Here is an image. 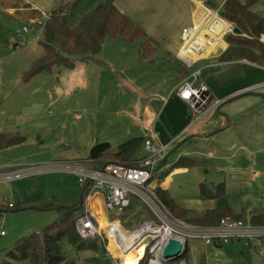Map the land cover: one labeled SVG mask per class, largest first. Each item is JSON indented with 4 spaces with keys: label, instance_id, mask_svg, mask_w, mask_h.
<instances>
[{
    "label": "rangeland",
    "instance_id": "374dc122",
    "mask_svg": "<svg viewBox=\"0 0 264 264\" xmlns=\"http://www.w3.org/2000/svg\"><path fill=\"white\" fill-rule=\"evenodd\" d=\"M88 1H81L82 10L97 5ZM115 1L156 41L152 56L155 61L141 58L138 41L127 43L119 37L107 36L98 56L101 61L77 59L72 67L53 66L49 73H42L30 82L21 79L14 87L12 82L7 87V99L14 121L8 122L15 128L20 125L31 138L21 146L0 151V165L18 160L44 166L39 171L46 176L44 196L72 203L79 197L81 184L75 173L63 166L80 163L76 159L83 160L80 157L86 156L88 147L100 140L118 143L131 133L142 136L141 121L136 116L145 117L150 99L159 104L176 80L179 63L188 74L201 67L198 80L204 79L215 90L220 110L215 107L213 111L215 116L221 115L222 121L214 122L215 127L206 139L178 141L168 147L165 166L159 171L168 170L169 174L172 170L168 168L181 155L195 158L197 164L171 175L167 187L170 194L182 205L193 207L196 211L192 212H200L208 200L199 197V182L223 181L232 208L247 209L246 218H249L251 211L264 206V65L245 60L220 62L218 54L227 43L199 62L182 64L176 56L182 41L173 31L183 20L180 13L173 15L166 5L154 13L152 10L157 9L159 0ZM189 2L191 11L197 10L194 0ZM250 9L264 16V0L255 1ZM24 24L22 19L0 10V55H9V60L21 65L43 53L42 44L30 32L16 35V29ZM260 39L264 40V35ZM16 41L20 42L19 46L14 45ZM182 77L186 75L183 73ZM222 112L228 117L225 128ZM144 153L141 148L137 154ZM105 159L114 162L111 155H106ZM158 175L156 173V177ZM11 200L8 186L0 184V202ZM145 215L146 212H141L137 218L128 215L130 224L125 226L140 222ZM56 216V209L46 206L4 211L0 215V228L5 229L7 235L0 240V258L19 237L39 231ZM95 241L100 248L98 251H76L68 242H64L63 247L67 255L75 259V264H119L117 255L110 253V250L115 252L112 241L101 237ZM251 242L252 245L246 246L244 240L225 238L220 245H215L189 237L184 259L187 264H264V238H253ZM20 264L31 263L24 260Z\"/></svg>",
    "mask_w": 264,
    "mask_h": 264
},
{
    "label": "trees",
    "instance_id": "16d2710c",
    "mask_svg": "<svg viewBox=\"0 0 264 264\" xmlns=\"http://www.w3.org/2000/svg\"><path fill=\"white\" fill-rule=\"evenodd\" d=\"M82 0H66L56 2L51 10V16L43 23V29L39 33V42L43 46V53L34 58L31 65L24 70L22 78L27 80L39 72H50L53 66H74L77 59L93 61L99 59L105 37H119L122 41L130 43L138 41V51L143 58L153 56L156 49V41L132 18L124 13L114 0H102L89 10H82ZM221 3L220 14L237 26L240 31H228L224 35L227 43L219 54V60L230 62L246 59L257 64L264 65V16L250 9V5L257 0H215ZM19 46L20 42H14ZM151 60V59H150ZM183 70V67H182ZM183 73L186 72L183 70ZM188 74V73H186ZM26 137L19 132L1 131L0 149L21 143ZM144 137L133 136L117 145L114 152H108L111 143L101 141L93 144L88 157L95 161V167H102L111 162L105 159L111 155L114 162L132 164L140 158L138 152ZM187 140V139H186ZM143 156V155H142ZM197 160L187 155L179 156L171 164L170 170L179 166H192ZM163 160L159 162V165ZM159 172L156 177L155 190L163 203L170 211L185 220L198 224H215L223 217L233 219H247L244 208L234 210L226 197V188L223 181L206 182L198 184L200 198H213L216 205L202 212H192L180 206L159 183L168 174ZM87 192V184L81 185L79 197L74 202L64 199L46 207L55 208L57 216L45 224L39 231H33L19 237L11 246L5 249L4 257L0 258V264H20L27 260L31 264H75V259L67 255L63 247L68 242L76 251L92 249L98 251L95 238L83 239L75 228V219L83 210L84 197ZM28 207L44 208L31 201L19 200L12 206L8 203L0 204V215L9 209H21ZM133 210L132 213H130ZM141 212L147 209L137 199H133L125 214L130 218H137ZM252 222L264 223V206L255 208L249 214ZM124 225H129V219H123ZM186 255V254H185Z\"/></svg>",
    "mask_w": 264,
    "mask_h": 264
},
{
    "label": "built area",
    "instance_id": "2783aa9c",
    "mask_svg": "<svg viewBox=\"0 0 264 264\" xmlns=\"http://www.w3.org/2000/svg\"><path fill=\"white\" fill-rule=\"evenodd\" d=\"M194 2L199 14L191 25L181 29L182 42L176 52L179 61L186 65L216 52L225 41L224 35L233 29V23L219 12L221 3L218 5L215 2V6H211L206 0ZM51 13V10L47 11L36 20V34L42 31L44 21ZM30 30L31 24L25 23L15 33L20 36ZM200 71V68H196L189 73L179 83L176 92L197 114L195 118L220 103L218 99L212 98L207 85L198 80ZM145 128L149 130L148 126ZM148 130L143 140L146 153L132 164L109 162L102 167L87 168L63 166L74 170L81 185L87 184L83 210L75 219V228L81 238L112 240L116 252L110 250V253L117 255L119 264H124L121 254L127 251L136 257L134 264H187L184 257L189 237H197L205 244L215 245L225 238L241 239L246 245L253 238H264V223L252 222L249 218L223 217L215 224H198L174 215L155 190L157 167L166 156L168 143H155ZM5 175L0 171V179ZM134 198L145 206L148 214L140 222L127 227L123 219H127L125 211ZM8 204L12 206L14 202ZM100 211L103 217H100ZM6 232L0 228V240ZM171 238L178 240L180 247L165 255L164 248Z\"/></svg>",
    "mask_w": 264,
    "mask_h": 264
},
{
    "label": "crops",
    "instance_id": "0c3cea01",
    "mask_svg": "<svg viewBox=\"0 0 264 264\" xmlns=\"http://www.w3.org/2000/svg\"><path fill=\"white\" fill-rule=\"evenodd\" d=\"M58 1H66V0H0V10L2 9L5 12H7L8 14H11L14 17H17L18 19H22L24 23L31 24V30L29 31L31 33V31L35 27L36 20L40 19L43 16V13L52 10L56 6V2H58ZM88 2H94L93 4H99L101 1L90 0ZM114 2L124 13L126 12V11H124V7L121 4H119V2L117 3L115 0H114ZM166 2H168V5L164 4ZM163 5L169 6V9L171 10L169 12H172L173 15L177 16V14L180 13L183 16L182 22H179V24L176 25L177 27H175L173 29V31L176 32L177 37L179 36L181 38V28H183L184 26H187V25H191L196 20V17L198 16L199 12L197 10L191 11V6H190L189 0L187 2H182V3L179 2V0H159L157 3V9H153L152 11L154 13L160 12V11H158V9L163 8ZM176 34H174V36ZM31 36H32V33H31ZM39 36H40L39 33H37V34L35 33V36H33V37L36 38L37 41H39ZM180 45H181V43L178 45L177 50L179 49ZM225 45H226V42H223L222 46H225ZM138 53H139V51H138ZM214 53H216V52H212L209 55L214 54ZM219 54H218V57H219ZM209 55H206V56H209ZM206 56H204V57H206ZM8 57H10V56L6 55V54L0 55V132L1 131L19 132L22 135H24L26 137V139H25V141H23L21 143L2 148V149H0V151H3L5 149H10V148L17 146V145L21 146L22 144H25L31 138L30 135H28V132L25 131L24 128H21L20 125H17V127L15 128L9 123L10 119L14 121V117H13V115L10 111L9 105H8L7 87L10 86L12 84V82L14 83V85H13V87H14L15 85H18L17 82L19 83L21 79L23 81L30 82L32 79H34L35 77H37L38 75H40L42 73H49V72H39V73L32 75L29 79L25 80L22 78L23 72H24V70H26L31 65L32 60L36 57H31L29 59L30 63H27L26 65L14 63L11 60H9ZM204 57L196 59V61L194 63L199 62ZM141 58H143V57L141 56ZM143 59L146 61H150V62L155 61V58H152V57L143 58ZM97 60H100V59H97ZM97 60H93V61H97ZM239 60H245V61L251 62V61L246 60V59H239ZM83 61L90 62V61H86V60H83ZM220 62H225V61H220ZM252 63H254V62H252ZM179 65L181 66L180 63H179ZM180 66H179L178 72L176 74V80L174 81V83L171 84L170 89H168L166 95H164L162 97L159 104L158 103L155 104V101H156L155 99H150L149 103L147 104L145 111H144L145 117L141 118L139 115L136 116V119L141 121L142 130L144 132L142 134V137H145V135H147L148 129H146L145 126H148L149 127L148 131L151 135H153L154 142L155 143H168L167 148L171 147L172 145H175L178 141L179 142H185L186 139L189 140V142L192 141V139H194L195 141L199 140V139H206V138H208V136L211 134L212 130L215 127L213 125L214 122H216L218 120L220 122L222 121L221 115L215 116L213 109H210L207 112H205V113L201 114L200 116H198L197 118H195L197 116V114L193 112L190 105L186 101L179 98V96L176 93L177 87H178L179 83L184 78H186V77H182L183 70ZM198 68L201 69V67H198ZM16 72H17V74H16ZM200 74H201V71H200ZM185 75L188 76V74H186V73H185ZM16 77H17V79H14ZM201 81H203L204 83L207 84V82L204 79H201ZM207 85H208V88H209V91L211 93L212 98H215L214 97V95L216 94L215 90L212 88L211 85H209V84H207ZM14 96H16V93ZM14 107L17 110H19L17 108V106H14ZM217 108L220 110L219 106H217L216 109ZM30 111H31V108L29 107L28 112H30ZM222 114L225 115L224 125H223L225 128V127H227L225 125L227 124L228 117H227L226 113L222 112ZM205 117H209V119L211 118L210 119L211 121L208 122V120H206ZM185 128H186L185 132L182 133V131ZM134 134L135 133H131L129 135L130 137H128V138H131L133 136H138V135H134ZM99 138H102V137L99 136ZM124 140H126V139H123V140L119 141L118 143H116L117 142L116 140H114L113 142L108 141L111 143V146H110L108 152H114L117 148V145ZM103 141H105V140H103ZM99 142H101V140ZM90 147H88V149H90ZM141 148H143V150L145 151V149L143 147V143L140 145L139 151H141ZM88 153H89V150H88L86 156L80 157V158H84L83 160L76 159L81 164L78 163V164H73V165H76L78 167H83V168H87L88 166L89 167H95L96 163L94 160H92L88 157ZM145 153H146V151H145ZM56 154H58V151L56 152ZM144 154H142V155H144ZM58 156H60V155H58ZM166 158H167V154H166L165 158L163 159V162L166 160ZM87 163H90V165L86 166ZM161 166L164 167L165 164L164 165H158L156 173H159L161 171V170L159 171V168H162ZM40 167L43 168L44 166H35L32 164H29L28 162L25 163V161L22 162V161H18V160L17 161L10 160L9 162L5 161V162L1 163L0 170H1V172L6 173V175L4 178L0 179V184L8 186V188L10 189L11 194H12V198H13V200H11V201L17 202L19 200H27V201H31L34 204L38 203V204H41L43 206H48V205L56 203L57 200H59V197L57 199H55V201H54L52 198L44 196L46 191H43L44 190L43 186L45 184V179H46L45 177L46 176H45V174H42L39 172ZM187 167L188 166L175 167L162 181H160L159 184L163 188L167 189V187L171 181V175H173L175 172H178L181 170H186ZM65 168L69 169L67 167H65ZM70 172H74V170L70 169ZM75 175L77 176L76 173H75ZM3 199L6 200L7 196L6 197L4 196ZM201 199L202 200H208V202L204 203V206L202 208H200L199 210L204 211L206 209L213 208L216 205V200L213 198H206V199L201 198ZM175 201L180 206H182L188 210H195L193 207L182 205L176 199H175ZM0 204H2V203L0 202ZM38 204H36V205H38ZM41 205H38V206H41ZM245 210H247V209H245ZM202 211H200V212H202ZM5 235H7V232ZM250 245H252V242H250V244H248L246 246H250ZM188 248H189V246H188V242H187L186 255L188 253Z\"/></svg>",
    "mask_w": 264,
    "mask_h": 264
},
{
    "label": "water",
    "instance_id": "95a60500",
    "mask_svg": "<svg viewBox=\"0 0 264 264\" xmlns=\"http://www.w3.org/2000/svg\"><path fill=\"white\" fill-rule=\"evenodd\" d=\"M208 4H210L211 6H215V1L214 0H206ZM233 31L235 32H239L240 29L237 26H233ZM32 36H35V30L33 29L31 31ZM183 141V140H182ZM180 247V242L178 240L175 239H169V242L167 243L166 247L164 248L163 253L165 255L171 253V252H175L179 249Z\"/></svg>",
    "mask_w": 264,
    "mask_h": 264
},
{
    "label": "bare ground",
    "instance_id": "6f19581e",
    "mask_svg": "<svg viewBox=\"0 0 264 264\" xmlns=\"http://www.w3.org/2000/svg\"><path fill=\"white\" fill-rule=\"evenodd\" d=\"M100 217H103V213L100 211ZM112 240H110L111 242ZM113 242V241H112ZM112 249H115L114 244L112 246ZM116 252V251H115ZM141 253V252H139ZM124 264H134L136 262V257L131 251L123 252L121 254Z\"/></svg>",
    "mask_w": 264,
    "mask_h": 264
}]
</instances>
